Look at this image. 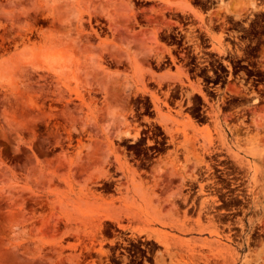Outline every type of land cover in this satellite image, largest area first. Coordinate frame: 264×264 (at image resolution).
Instances as JSON below:
<instances>
[{
    "label": "rangeland",
    "instance_id": "374dc122",
    "mask_svg": "<svg viewBox=\"0 0 264 264\" xmlns=\"http://www.w3.org/2000/svg\"><path fill=\"white\" fill-rule=\"evenodd\" d=\"M241 3L0 0V264H264V0Z\"/></svg>",
    "mask_w": 264,
    "mask_h": 264
},
{
    "label": "bare ground",
    "instance_id": "6f19581e",
    "mask_svg": "<svg viewBox=\"0 0 264 264\" xmlns=\"http://www.w3.org/2000/svg\"><path fill=\"white\" fill-rule=\"evenodd\" d=\"M239 2L241 3V0H235V6L237 5L236 8H235V10L238 11V12H242V10H243L242 5H243V4L241 3L242 5H241V6H238ZM46 60H47L48 63H49V62H52V63L54 62V63H55V62L57 61L56 59H52V58H51V59H48V57H47ZM58 60H59V59H58ZM45 62H46V61H45Z\"/></svg>",
    "mask_w": 264,
    "mask_h": 264
}]
</instances>
